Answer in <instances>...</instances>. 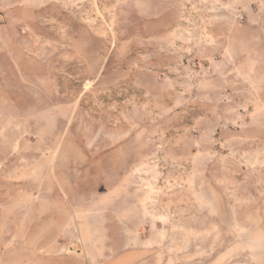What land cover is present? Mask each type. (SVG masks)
<instances>
[{
  "label": "rangeland",
  "instance_id": "374dc122",
  "mask_svg": "<svg viewBox=\"0 0 264 264\" xmlns=\"http://www.w3.org/2000/svg\"><path fill=\"white\" fill-rule=\"evenodd\" d=\"M49 233L264 264V0H0V264Z\"/></svg>",
  "mask_w": 264,
  "mask_h": 264
},
{
  "label": "crops",
  "instance_id": "0c3cea01",
  "mask_svg": "<svg viewBox=\"0 0 264 264\" xmlns=\"http://www.w3.org/2000/svg\"><path fill=\"white\" fill-rule=\"evenodd\" d=\"M47 239L42 240V246L48 245L49 254L41 256V264H146V260H142L145 256L144 251L137 249H128L115 253L106 252L104 254H90L86 249L62 250L56 249L54 244L56 240L51 234H46ZM37 264V263H36Z\"/></svg>",
  "mask_w": 264,
  "mask_h": 264
}]
</instances>
